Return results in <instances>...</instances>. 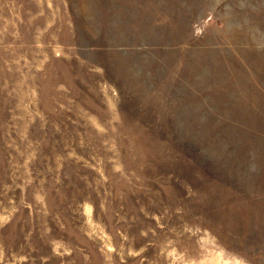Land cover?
<instances>
[{
  "label": "rangeland",
  "instance_id": "374dc122",
  "mask_svg": "<svg viewBox=\"0 0 264 264\" xmlns=\"http://www.w3.org/2000/svg\"><path fill=\"white\" fill-rule=\"evenodd\" d=\"M0 264H264V0H0Z\"/></svg>",
  "mask_w": 264,
  "mask_h": 264
}]
</instances>
